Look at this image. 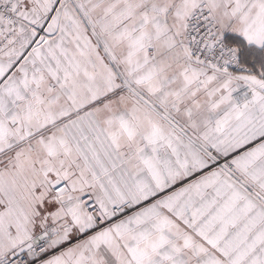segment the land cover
<instances>
[{
  "label": "snow or ice",
  "instance_id": "6c2138e0",
  "mask_svg": "<svg viewBox=\"0 0 264 264\" xmlns=\"http://www.w3.org/2000/svg\"><path fill=\"white\" fill-rule=\"evenodd\" d=\"M0 264H264V0H0Z\"/></svg>",
  "mask_w": 264,
  "mask_h": 264
}]
</instances>
